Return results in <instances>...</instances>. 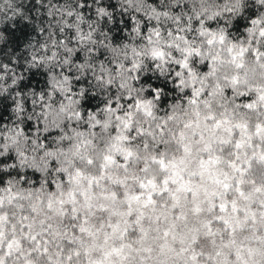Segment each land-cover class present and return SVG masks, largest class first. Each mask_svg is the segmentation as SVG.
Here are the masks:
<instances>
[{"label":"snow or ice","instance_id":"6c2138e0","mask_svg":"<svg viewBox=\"0 0 264 264\" xmlns=\"http://www.w3.org/2000/svg\"><path fill=\"white\" fill-rule=\"evenodd\" d=\"M0 264H264V0H0Z\"/></svg>","mask_w":264,"mask_h":264},{"label":"trees","instance_id":"16d2710c","mask_svg":"<svg viewBox=\"0 0 264 264\" xmlns=\"http://www.w3.org/2000/svg\"><path fill=\"white\" fill-rule=\"evenodd\" d=\"M8 14L11 15V12H9Z\"/></svg>","mask_w":264,"mask_h":264}]
</instances>
